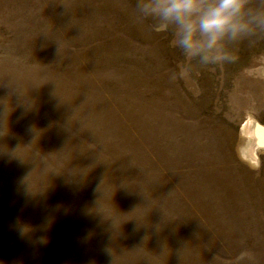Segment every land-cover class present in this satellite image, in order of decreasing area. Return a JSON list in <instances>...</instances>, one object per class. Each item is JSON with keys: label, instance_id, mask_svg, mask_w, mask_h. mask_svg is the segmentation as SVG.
Returning a JSON list of instances; mask_svg holds the SVG:
<instances>
[{"label": "rangeland", "instance_id": "374dc122", "mask_svg": "<svg viewBox=\"0 0 264 264\" xmlns=\"http://www.w3.org/2000/svg\"><path fill=\"white\" fill-rule=\"evenodd\" d=\"M134 5L0 0V264H264V33L203 66Z\"/></svg>", "mask_w": 264, "mask_h": 264}, {"label": "clouds", "instance_id": "9594fccd", "mask_svg": "<svg viewBox=\"0 0 264 264\" xmlns=\"http://www.w3.org/2000/svg\"><path fill=\"white\" fill-rule=\"evenodd\" d=\"M250 0H135L137 16L169 31L176 48L203 66L233 63L228 45L264 33V6Z\"/></svg>", "mask_w": 264, "mask_h": 264}, {"label": "bare ground", "instance_id": "6f19581e", "mask_svg": "<svg viewBox=\"0 0 264 264\" xmlns=\"http://www.w3.org/2000/svg\"><path fill=\"white\" fill-rule=\"evenodd\" d=\"M263 72V71H261ZM241 134L247 139V145L243 147V158L258 164L259 151L264 148V126L255 118L250 115L241 128Z\"/></svg>", "mask_w": 264, "mask_h": 264}]
</instances>
